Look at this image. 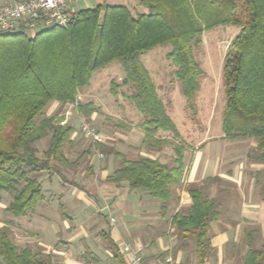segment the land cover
<instances>
[{
  "label": "trees",
  "instance_id": "1",
  "mask_svg": "<svg viewBox=\"0 0 264 264\" xmlns=\"http://www.w3.org/2000/svg\"><path fill=\"white\" fill-rule=\"evenodd\" d=\"M138 3L148 12L134 15L125 5L103 1L79 10L76 21L66 27L43 30L34 37L24 33L0 35V201L4 192L11 196L6 211L12 216L34 210L43 200L39 180L42 171L53 169L60 173L61 169H73L78 164V160L69 161L63 150L72 126L60 125L61 119L56 115L40 120L38 117H42L50 102H74L93 74L113 61H118L123 69L122 85L131 84L134 88L128 97L143 117V141L161 147L167 140L159 133H170L174 159L169 166L157 158L127 159L115 152L121 165L106 180L116 185L125 182L130 190H142L158 199L160 211L166 213L173 187L185 175L184 139L158 96L141 56L156 46L169 44L168 57L176 67L174 74L181 83L182 94L193 99L202 70L192 47L200 44L204 31L218 26L240 27L224 59V137L256 139L257 154L252 160L264 165V0ZM77 108L87 117L99 111L92 102L78 104ZM230 115L239 116L244 122L234 127ZM47 132L51 134L48 147L40 158L36 142ZM187 190L191 203L173 215L172 225L181 241L192 238L197 263L206 264L212 248V222L220 217L218 201L206 197L195 185ZM10 234L9 224H4L0 228L2 263L47 264L29 247L19 249ZM107 238L117 264H125L118 246ZM243 264H264L263 250L249 247Z\"/></svg>",
  "mask_w": 264,
  "mask_h": 264
},
{
  "label": "rangeland",
  "instance_id": "2",
  "mask_svg": "<svg viewBox=\"0 0 264 264\" xmlns=\"http://www.w3.org/2000/svg\"><path fill=\"white\" fill-rule=\"evenodd\" d=\"M4 1L0 0V3ZM103 1L108 4L125 5L134 15L148 12L146 8L139 5L138 0H78L76 6L81 10L93 7ZM239 30L240 27L231 25L215 27L204 31L200 36V44L192 47L193 57L202 70L199 78V89L193 99H188L182 94L181 83L176 79L174 74L176 67L168 57L170 51L169 44L156 46L141 57V62L148 70L158 96L184 139V145L192 149L190 154H193L197 150L195 147L199 146L203 141H210L211 144L207 145L202 152L207 157H210V159H213V157L215 159L217 155L216 151L212 154L210 149L217 148L218 151L219 144L226 140L227 143L231 144L232 159L236 162L252 161L253 156L257 154L255 147L252 145L253 142L257 144L256 139H227L224 137L223 131V120L226 114V93L223 81L224 59L227 54L228 45L238 34ZM123 76V69L119 62L113 61L103 69L96 71L89 85L79 90L78 96L80 95V97L77 96L75 99L77 106L78 104L92 102L99 108V111L92 116L87 117L78 110L77 106L70 107L66 103H59V107L51 112L52 102H50L45 108L42 117H38L37 119L40 120L44 116L56 115L57 118L61 119L60 125H72V128L77 132L76 149L70 152L71 150L67 148V151L72 153V155H76L77 158L75 160H78V163L79 160L83 162V169L92 160V167H88L87 172L83 175L85 178H94L96 180L98 177L95 176V172H97L98 167L104 164L107 152L111 154L118 150L125 152L124 156L127 159L157 157V159L166 162L169 166L173 165L174 149L170 133H159V136L167 138L168 142L162 147L157 148L146 145L141 139V135L136 131V124L141 122L143 117L128 97L134 90L133 86L131 84L122 85L121 83ZM62 112L64 115H59ZM66 117L68 118V122ZM229 119L234 124V127L240 126L244 122V119H239V116L236 115H230ZM83 120L89 122L96 134L101 137V142L93 143L89 137L84 135L81 131ZM234 127L231 131L235 129ZM50 135V132H47L43 138L36 142L37 156L40 158L43 157V152L48 147ZM63 150L65 151V146ZM98 152L102 154V157L99 158L97 156ZM114 162L118 166L120 163L119 158L114 157ZM55 163L58 164V161H55ZM258 166H260V169L256 170L251 163L248 164L246 171L248 175L252 176H247L244 181L246 189L250 186L253 187V194H251L253 200L257 198L259 200L264 199V167L261 163ZM92 168H94L93 172ZM90 169L91 172H89ZM53 172H55L53 169L42 171L39 176V180L44 178V181L40 182L43 184L42 190L45 194H49L51 189L47 182V175L49 174V177H51L53 176ZM251 178L252 180H250ZM222 184V182H214L211 184L212 186L205 185L204 189L200 190L206 197L210 193H215L214 197L220 204L221 213L228 210V206L230 205H234L235 210L239 211L240 197L242 195L241 190H239V183H229L230 187H233L232 190H228L227 185L224 188L220 187L219 185ZM210 187L214 188L211 189ZM217 188H221L220 192H216ZM85 196L99 213L106 211L108 213L107 219L109 220V214L112 213L113 201L103 198L96 192H91L88 188L85 189ZM53 199H55V196ZM153 200L160 202L158 199ZM10 201L11 196L5 192L2 193L0 201V228L4 224H9L11 229L10 236L15 241L16 237L12 226H14L17 217L12 216L6 211V207ZM60 202V200L59 203L54 201L52 203L53 208L48 209L49 217L53 220L58 219L57 213L62 210ZM32 211H27L26 214ZM176 232L174 230L173 233ZM237 238L238 241H236L235 248L232 240L224 248V257L229 260L232 259V264H243V256L249 247L260 249L264 252V224L263 226L257 224L246 225L244 229L239 230ZM190 240L191 244H193L192 238Z\"/></svg>",
  "mask_w": 264,
  "mask_h": 264
},
{
  "label": "crops",
  "instance_id": "3",
  "mask_svg": "<svg viewBox=\"0 0 264 264\" xmlns=\"http://www.w3.org/2000/svg\"><path fill=\"white\" fill-rule=\"evenodd\" d=\"M58 107L59 102L54 101L50 111L53 112ZM66 120L68 122L67 117ZM141 122H138L135 128L143 140ZM76 136V130L72 129L69 141L65 145L64 152L69 161L77 158L67 151V148L71 150L70 152L76 149ZM209 144L210 141H203L195 147L197 150L193 154H190L192 149L184 145L185 175L181 183L173 187L170 203L164 214L160 211V202L154 201V198L149 197L142 190H130L125 182L116 185L106 180L121 165V162L118 166L115 164L114 157H118L114 153L108 154L104 164L97 168L96 180L83 176L88 167H92V160L84 166V169L83 162L79 160L78 165L73 169H61L60 173L53 172L51 177L48 174L47 182L51 187L49 194L43 192L44 198L34 210L17 217L12 226L16 245L19 249L29 247L37 258L47 264H117L107 237L118 246L119 250L123 242L138 240L144 245L145 264H161L166 256H172L178 264H198L190 238L181 241L176 233H173L175 227L172 225V217L190 205L191 198L187 190L190 185L203 190L205 185L222 182L225 185H219L220 187L224 188L227 185L228 190H232L233 187H230L229 183L236 182L239 183L242 194L240 210H235L234 205H230L228 210L221 213L218 202L220 217L212 222V248L206 261V264H232V259L224 257L225 245L232 240L235 248L239 230L244 229L246 225L263 226L264 224V199L253 200L251 195L253 187L247 189L244 187L246 177L252 176L247 174L248 164L251 163L256 170H259L260 166L253 160L239 163L232 159L231 144L227 143V140L219 144L218 151L217 148L210 149L212 154L215 151L217 154L215 159L214 157L210 159L202 152ZM252 145L256 147L257 144L253 142ZM115 152L125 155V152L120 150ZM93 170L94 168L92 172ZM212 177L216 179L210 181L207 179ZM40 181H44V178ZM86 188L113 201L112 213L109 212V215H114V223H109L106 211L99 213L90 204L85 196ZM220 189L217 188L216 192H220ZM214 195L215 193H210L208 197L216 199ZM59 200L62 210L57 213L58 219L53 220L49 217L48 209L53 208L52 203L54 201L59 203ZM121 254L125 264H128L122 252ZM0 264H3L1 259Z\"/></svg>",
  "mask_w": 264,
  "mask_h": 264
},
{
  "label": "built area",
  "instance_id": "4",
  "mask_svg": "<svg viewBox=\"0 0 264 264\" xmlns=\"http://www.w3.org/2000/svg\"><path fill=\"white\" fill-rule=\"evenodd\" d=\"M78 0H5L0 3V35H14L24 33L34 37L38 32L53 27H66L76 21ZM67 106L75 107L77 102H67ZM63 124V122H61ZM81 131L93 143L101 142L87 120L81 123ZM100 158L102 154L98 152ZM111 223L115 222L109 216ZM144 245L135 240L123 242L120 251L128 264H145L143 258ZM161 264H178L172 256H166Z\"/></svg>",
  "mask_w": 264,
  "mask_h": 264
}]
</instances>
